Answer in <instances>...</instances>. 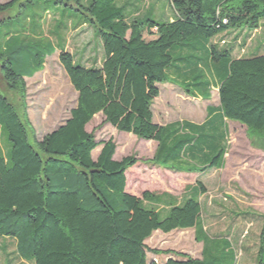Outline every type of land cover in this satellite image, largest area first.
Returning a JSON list of instances; mask_svg holds the SVG:
<instances>
[{
    "label": "trees",
    "instance_id": "16d2710c",
    "mask_svg": "<svg viewBox=\"0 0 264 264\" xmlns=\"http://www.w3.org/2000/svg\"><path fill=\"white\" fill-rule=\"evenodd\" d=\"M39 1L52 2L61 19H74L75 27L91 26L104 59L101 67L82 65L61 40L55 44L46 37L41 21L30 15L29 30L0 36V72L21 100L19 109L0 92V238L15 242L16 255L30 264H220L219 242L204 234L201 223L200 199L207 193L203 184L187 187L189 196L181 199L149 191L132 195L126 190V173L139 160L134 155L115 160L114 139L98 142L87 126L102 114L98 129L108 124L157 142L154 157L145 160L152 166L197 174L224 169L229 151L225 123L162 127L153 120L158 85L171 82L168 70L174 63L189 62L195 75L181 86L186 93L211 97L212 84L202 70L210 57L220 76L223 122L246 126L252 144L264 151V56L235 59L233 47L214 43L229 30L260 29L264 0H170L173 20L150 18L152 12L132 17L130 5L118 0H12L0 4V14L18 9L17 16H24ZM62 26L60 22L57 30ZM57 51L78 94L77 105L63 125L39 140L27 112L26 79L43 71ZM189 229L202 243L201 259L146 245L157 231ZM149 252L172 258L157 263L149 260ZM256 255L255 264H264V227Z\"/></svg>",
    "mask_w": 264,
    "mask_h": 264
},
{
    "label": "rangeland",
    "instance_id": "374dc122",
    "mask_svg": "<svg viewBox=\"0 0 264 264\" xmlns=\"http://www.w3.org/2000/svg\"><path fill=\"white\" fill-rule=\"evenodd\" d=\"M10 1L12 0H0V4ZM152 3L161 6L166 2L165 0H140L137 3L138 7L140 6V13L144 14L149 4ZM166 6L167 9L161 7V12L164 13L162 17H157L156 13L150 18L155 17L156 20L172 18L175 11L169 8L168 2ZM19 12L17 9L0 14V23L12 19L0 25V36L8 30L15 31L20 28L29 30L30 23L27 20V15H30L33 20L41 21L40 30L42 33L55 44L61 40V44L64 43L65 49L75 56L77 62L86 67H101L104 51L100 39L95 36V31L91 26L75 27L74 19H61L57 8L49 1H39L36 7L29 6V11L25 12L24 16H17ZM131 14L133 15V13ZM60 22L64 23V26L58 31L57 27ZM55 33L58 34L55 35ZM233 37L232 35L220 37V39H215L214 43L220 46H234ZM145 38L152 39L149 34H145ZM237 45L239 47L235 49V56H246L249 49L258 46L260 52H263L264 22L262 29L250 33L245 44L240 40ZM59 54L60 52L57 51L53 56L48 57L44 70L33 78L26 79L27 112L39 140L63 125L69 119L71 110L77 105L78 94L60 62ZM201 57L202 60L205 58L204 52ZM158 87L161 95L156 100L155 109L159 121L166 122L168 120L163 112L166 106L173 109L172 113L176 117L184 116L186 119L194 121L191 117L194 114H191L190 107H186L180 100L183 97L175 100L177 102L173 101L174 108L172 103L167 102L169 89H176V86L164 83L159 84ZM193 91H195L194 88ZM0 92L6 95L17 108H21L19 95L7 88L1 72ZM181 93L183 92L181 91ZM212 97L211 103H214L217 97L216 91H213ZM192 103L197 105L194 101ZM201 106L204 110L205 104ZM102 121L103 115L98 114L87 126V130L95 131L98 142L114 139L117 145L115 160L120 161L131 155L136 156L139 160L136 166L127 171L130 176L129 191L127 188V192L131 191V193L142 196L146 190L156 194L168 191L177 198H185L189 196L185 193V188L190 182L194 184L197 181L204 182L208 193L200 199L202 204L201 223L204 226V234L219 242L221 252L218 254V259L221 260L220 264H255L264 227V153L257 151L261 149L252 144L246 126L238 122H229V151L226 156L227 167L225 170L213 169L208 173L198 174L196 178L195 174H178L188 178V180H183L177 174H171L165 169L145 162L146 159L154 157V148L148 145L150 141L140 140L132 134L118 132L108 124L98 129ZM1 142L4 145L5 138L2 137ZM100 149L101 147L93 152V158L97 157ZM202 163H204V158ZM179 165L185 166L184 164ZM162 216H165V212L162 213ZM147 245L150 250L169 249L185 253L193 258H201L202 244L196 241L194 229L176 230L170 234L157 231L152 239L147 241ZM6 247L7 250H5ZM148 257L150 261L156 259L159 262L166 258L165 256H156L151 252ZM207 259L208 262H211V257H207ZM8 262L10 264H30L22 261L16 255L15 242L0 238V264Z\"/></svg>",
    "mask_w": 264,
    "mask_h": 264
},
{
    "label": "crops",
    "instance_id": "0c3cea01",
    "mask_svg": "<svg viewBox=\"0 0 264 264\" xmlns=\"http://www.w3.org/2000/svg\"><path fill=\"white\" fill-rule=\"evenodd\" d=\"M118 1H119L120 5H126V4L130 5L131 8L130 9L128 8V11H129L130 15H132L131 13H133L132 17L133 16L134 17L147 16V15L151 14V12L153 13V15L157 13V17H162L164 13L161 12V7H165L167 2L169 4V8L174 10L170 0H165L166 3L162 4L161 6L156 5L155 3L149 4V6L147 7V11L144 14L137 13V10L138 9L140 10V6L138 7V5H137V3L140 2V0H134V1L133 0H118ZM142 7L143 8L145 7L143 3H142ZM166 7H165V9H167ZM173 17L175 18V14L173 15ZM173 17L170 18L169 20H173L174 19ZM260 29H262V27ZM228 35L229 36L232 35V37L234 36L233 38L235 40L234 41L235 45L234 46H230V47H233V54L232 55H233V57L235 59H239L241 57H252V56H257V55L264 56V51L260 52L261 50H260L259 46L256 47V48H252L251 50L249 49V53H247L246 56H235V49H237V47H239V45H237V43H239L240 40H242L243 43L245 44L246 39L250 35V32L249 31H239V30H229V31L225 32L224 34H222L221 36H219V38L220 37H224V36H228ZM178 52L180 53V51H178ZM179 59H180V57H179ZM205 65H206V68H202V70H203V72L205 74L206 80L210 81L211 84H212L211 97L208 100L196 99L192 95L186 93L181 88V86H183V83H185L188 80H194V78H195L194 73L189 70V62L181 61V62L174 63L170 67V69L168 70V77L171 79V82H169V83L173 84L177 88L176 89H173V88L169 89L167 102L172 103L173 104V108H174L175 104H174L173 101L178 100V99L183 97L180 100L183 101V103L185 104L186 107H190L191 114H194V115L191 116V117H193L192 119L194 121L186 119V117H184V116H177L176 117L172 113L173 109H171V107H168V106H166L164 111H163L165 113V118H168V120L166 122L159 121L158 117L156 116V109H155L156 108L155 107L156 104L155 103H156V100H158L160 95H161V92H160L159 97L154 100V103H153V106H152L153 120H154V122L157 125L165 127V126L173 124V123H182V122H189V123H193V124H196V125H203V124H215L217 121H219L220 123L222 122V124L225 123L227 128H228V131H229V122L230 121H226V122L224 121L223 122L222 113H221V109H220V99H219V86H220L219 79H220V76L218 74V68H217L216 64H214V62L211 60L210 57L205 61ZM181 91L183 93H181ZM213 91H216L217 97L215 98V102L211 103L213 101V97H212ZM192 101L196 102L197 105H194L192 103ZM175 102H177V101H175ZM202 104H205L204 110L202 109V106H201ZM162 117H163V115H162ZM148 145L153 146L154 151L156 152L157 147H158V143L157 142L150 141L148 143ZM257 151H259L261 153H264V151H262V150H257ZM155 152H154V154H155ZM99 153H100V151H99ZM99 153H98V155H99ZM98 155H97V157H98ZM227 155H228V153H227ZM226 156H225V167H224V170L227 167ZM185 160H187V158ZM165 170L167 172L171 173V174H177V175L178 174H183V173H176V172H173V171L168 170V169H165ZM208 172H210V171H208ZM208 172H206V173H208ZM185 174H191V175L195 174V176H194L195 178L198 176L197 173H185ZM178 176H181V175H178ZM126 177H127V188H128V191H129V187H128V184L130 183L129 174L126 173ZM181 179L188 180V178H186L185 176H181ZM201 183L206 188L205 183L204 182H201ZM192 185H196V184L190 182L186 186V188L189 187V186H192ZM146 191H148V190H146ZM164 193H167L169 195H172V196L176 197L175 195L169 193L168 191H163V192H161L159 194H164ZM207 193H208V191H207ZM130 194L138 196V197H141L139 195H136L135 193H131V191H130ZM178 199H181V198H178ZM151 239L152 238H150L149 240H151ZM149 240H147V241H149ZM147 241H146V245H147ZM167 250H169V249H167ZM165 257L166 258L162 262H159L156 259L153 260V261H156L157 263H165L170 258H172V257H167V256H165ZM201 258H202V250H201ZM201 258H195V259H201Z\"/></svg>",
    "mask_w": 264,
    "mask_h": 264
},
{
    "label": "built area",
    "instance_id": "2783aa9c",
    "mask_svg": "<svg viewBox=\"0 0 264 264\" xmlns=\"http://www.w3.org/2000/svg\"><path fill=\"white\" fill-rule=\"evenodd\" d=\"M223 22H224V23H226L227 21H226V20H224Z\"/></svg>",
    "mask_w": 264,
    "mask_h": 264
}]
</instances>
